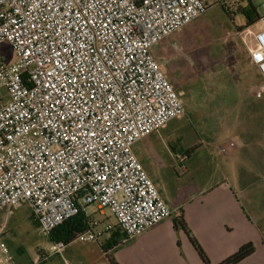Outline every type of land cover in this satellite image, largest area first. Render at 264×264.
I'll list each match as a JSON object with an SVG mask.
<instances>
[{
  "label": "built area",
  "instance_id": "2783aa9c",
  "mask_svg": "<svg viewBox=\"0 0 264 264\" xmlns=\"http://www.w3.org/2000/svg\"><path fill=\"white\" fill-rule=\"evenodd\" d=\"M245 1L0 0V45L15 54H0V212L28 205L50 238L94 205L122 244L172 217L133 150L185 113L152 48L212 3L234 14ZM259 24L249 56L264 79V15ZM0 264H16L2 241Z\"/></svg>",
  "mask_w": 264,
  "mask_h": 264
},
{
  "label": "rangeland",
  "instance_id": "374dc122",
  "mask_svg": "<svg viewBox=\"0 0 264 264\" xmlns=\"http://www.w3.org/2000/svg\"><path fill=\"white\" fill-rule=\"evenodd\" d=\"M243 9L252 18L251 25ZM263 15L264 0L245 1L241 12L234 14L212 3L201 17L171 34L168 40L179 47L171 53V61L163 66L171 85L181 94L178 95L185 113L159 132L145 137L137 152L145 158L146 144L165 150L172 148V157L166 156L163 164L152 158L144 162L148 175L170 204H183L197 192L212 170L211 154L217 155L219 148L227 147L228 142L234 143L231 153H239L241 169L264 166V93L248 92L247 97H243L241 92L243 89L247 92L248 84L258 80L248 59L249 48L255 46L254 35L260 30L259 18ZM168 41L161 42L159 48L166 47ZM0 54L8 63L15 60L8 43L0 45ZM0 93L6 95L4 90ZM242 100L246 101V107H240L241 103L237 108L225 109ZM186 150L195 151V155L184 163L181 158ZM14 219L4 233L13 243L12 258L17 249H23L25 258L35 263L40 261L41 254L48 257L55 254L49 237L41 235L38 225L25 216L23 210H18ZM91 226L97 228L95 221ZM97 239L104 242L100 236ZM4 243L11 250V246ZM76 247L72 245L67 249L72 260L78 257L81 260Z\"/></svg>",
  "mask_w": 264,
  "mask_h": 264
},
{
  "label": "crops",
  "instance_id": "0c3cea01",
  "mask_svg": "<svg viewBox=\"0 0 264 264\" xmlns=\"http://www.w3.org/2000/svg\"><path fill=\"white\" fill-rule=\"evenodd\" d=\"M170 36L166 38L167 41L170 40ZM168 43L166 47L160 49V42L151 51L165 73L164 63L171 61V53L179 47L176 42ZM248 61L249 66L257 73L258 80L256 83L248 84L247 92L245 89L241 91L243 97H247L248 92L255 93L256 88L264 83L258 69L251 64L250 56ZM245 104L246 101L242 100L239 104L225 109L246 107ZM193 115L195 117L196 114ZM144 139L133 147L143 167L144 162L150 158L163 164L166 156L172 157V148L166 151L159 146L146 144L143 149L145 158H141L137 150ZM224 144L225 142L218 146ZM221 149L219 148L217 155L211 154L212 170L197 192L183 204H170L164 199L173 211L172 217L141 236L122 244V233L111 212L99 211L92 205L88 207L87 216L97 224L93 232L101 233L100 237L104 242L100 243L98 239L92 241L76 239L66 245L62 253H55L45 260L40 259L37 263L27 260L23 249L20 251L17 249L13 258L11 255L12 260L14 259L16 264H110V256H113L119 264H205L186 233L174 228L173 218L179 216L182 211L185 222L208 256L210 264H221L249 242L254 244L255 252L238 264H264V166H245V169H241L239 153H231L233 149L222 152ZM194 155L195 151L186 150L182 154L181 162L190 161ZM183 170L187 172L185 167ZM18 210H23L24 215L34 221L28 205L0 212V241L11 246L10 253L14 251L11 245L13 243L4 236V233L10 229V223L15 220ZM111 225L114 228L112 232L106 231ZM49 239L54 245L51 238ZM115 239L117 243L111 245ZM72 245L77 246L76 250L80 252L81 260L80 257L78 260H72L67 249Z\"/></svg>",
  "mask_w": 264,
  "mask_h": 264
},
{
  "label": "trees",
  "instance_id": "16d2710c",
  "mask_svg": "<svg viewBox=\"0 0 264 264\" xmlns=\"http://www.w3.org/2000/svg\"><path fill=\"white\" fill-rule=\"evenodd\" d=\"M248 1V0H246ZM242 8L237 12L240 13ZM224 11L228 12L224 9ZM243 12L246 13V11ZM258 16L255 14V17ZM249 17V25L253 23L252 18ZM93 221L87 216L86 213L80 211V213L73 218L69 219L68 221L64 222L62 225L54 229L50 238L54 243H61L65 247L66 245L70 244L76 239H79L80 236L83 234L91 231ZM174 228L179 231H184L186 235L189 237L193 247L195 248L196 252L198 253L199 257L205 264H210V260L206 253L204 252L203 248L196 240V238L192 235L187 223L184 220L182 211L179 216H175L173 218ZM119 229V228H118ZM120 230V229H119ZM122 233V232H121ZM124 238V234L122 233ZM116 239L112 241L111 245L116 244ZM255 252V246L252 242H249L243 246H241L236 253L225 259L221 264H238L251 256ZM110 264H119L115 257L110 256Z\"/></svg>",
  "mask_w": 264,
  "mask_h": 264
}]
</instances>
